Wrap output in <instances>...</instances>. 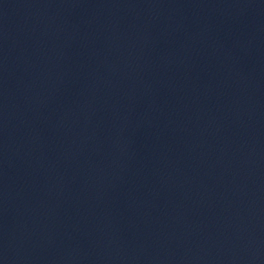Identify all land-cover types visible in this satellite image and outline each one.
<instances>
[{
	"label": "water",
	"instance_id": "95a60500",
	"mask_svg": "<svg viewBox=\"0 0 264 264\" xmlns=\"http://www.w3.org/2000/svg\"><path fill=\"white\" fill-rule=\"evenodd\" d=\"M0 264H264V0H0Z\"/></svg>",
	"mask_w": 264,
	"mask_h": 264
}]
</instances>
